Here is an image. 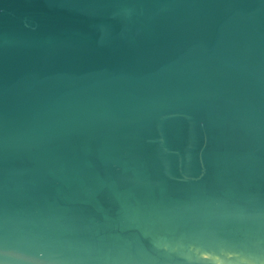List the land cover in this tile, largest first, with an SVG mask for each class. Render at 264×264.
Segmentation results:
<instances>
[{"label": "water", "instance_id": "obj_1", "mask_svg": "<svg viewBox=\"0 0 264 264\" xmlns=\"http://www.w3.org/2000/svg\"><path fill=\"white\" fill-rule=\"evenodd\" d=\"M0 264H264V0H0Z\"/></svg>", "mask_w": 264, "mask_h": 264}]
</instances>
